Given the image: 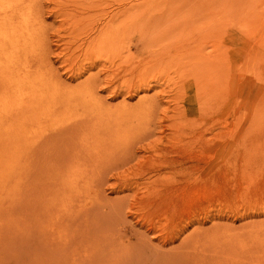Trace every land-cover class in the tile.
Segmentation results:
<instances>
[{
    "label": "rangeland",
    "instance_id": "rangeland-1",
    "mask_svg": "<svg viewBox=\"0 0 264 264\" xmlns=\"http://www.w3.org/2000/svg\"><path fill=\"white\" fill-rule=\"evenodd\" d=\"M13 6V34L34 44L12 48L14 73H0V264H261L264 0ZM98 115L133 152L82 174L91 144L78 138Z\"/></svg>",
    "mask_w": 264,
    "mask_h": 264
},
{
    "label": "bare ground",
    "instance_id": "bare-ground-1",
    "mask_svg": "<svg viewBox=\"0 0 264 264\" xmlns=\"http://www.w3.org/2000/svg\"><path fill=\"white\" fill-rule=\"evenodd\" d=\"M13 1L14 0H0V73L3 75V77L4 78H6L7 79V77H11V75L14 73H12L11 74V72L13 71V66H12V61L14 60V55H13V53H12V51H13V49L12 48H18V49H20L21 47L20 46H28L30 43L32 44V46L31 47H33V44H34V39H33V35H29L28 36V33L29 32H27V35H24V37L22 38V41H20V39L17 37V35H14L13 34V24H14V13H15V11H16V8H14V6H13ZM43 23V22H42ZM41 23V24H42ZM40 24V23H39ZM38 31V30H37ZM30 32H31V30H30ZM34 32V31H33ZM34 34H36L37 35V33H34ZM22 35V34H21ZM43 35H44V33H43ZM42 35V36H43ZM28 36V38H26ZM44 37V36H43ZM37 38H38V36H37ZM42 38V37H41ZM42 40V39H41ZM39 41V40H38ZM38 43V42H37ZM36 43V44H37ZM43 43V42H42ZM31 47H29V48H31ZM25 48H27V47H25ZM16 51V50H15ZM27 52V51H26ZM25 52V50H24V53H23V51H21V53L23 54V55H26L27 53ZM29 52V51H28ZM15 54V53H14ZM3 55V56H2ZM16 56H18V57H20V53L17 55V54H15ZM42 56V55H41ZM23 57V56H22ZM16 58V57H15ZM29 58H30V56H29ZM16 60V59H15ZM21 60V59H20ZM16 62V61H15ZM19 62V61H18ZM22 62H24V61H22ZM18 65V64H17ZM45 66V65H44ZM19 67V66H18ZM30 66H27V64L24 62V67H22L23 69H24V76L22 77V75L21 76H19V77H21L22 78V81L23 80H25L26 78H25V76H28V75H30L31 74V72L33 71V70H31L30 71V68H29ZM13 68V69H12ZM47 68V67H46ZM16 69V68H15ZM33 69V68H32ZM50 71V70H49ZM22 72V73H23ZM47 75V74H46ZM45 75V76H46ZM49 75V74H48ZM18 76V75H17ZM15 77V76H14ZM51 77V76H50ZM50 77H49V79H50ZM35 78V77H34ZM9 79H11V78H9ZM17 79V78H16ZM32 79V78H31ZM49 79L47 80V81H49ZM54 79V78H53ZM34 80V79H33ZM38 80H41L40 78H37L35 81H36V83H38ZM8 81V80H7ZM10 81V80H9ZM8 81V82H9ZM17 81V80H16ZM57 81V80H56ZM17 82H20V81H17ZM32 81H30V82H28L27 84H30ZM34 82V81H33ZM52 82V81H51ZM55 83V82H54ZM53 84V83H52ZM18 85V83H16V89L18 90H22L23 89V87H22V84H21V87L20 86H17ZM78 90V89H77ZM19 94V93H18ZM70 97V96H69ZM69 104V103H68ZM97 105H99L97 108H98V110L99 109H102V108H104V106L103 105H101V104H98L97 103ZM140 105H142V104H140ZM140 105L138 106L139 108H140ZM143 105H144V103H143ZM149 106H152V107H154L153 106V104H150V105H148V107ZM59 107H60V105H59ZM146 107V106H145ZM76 108V107H75ZM150 108V107H149ZM61 109V108H60ZM64 109V108H63ZM138 109V108H137ZM146 109L148 110V108L146 107ZM151 110H153V108H150ZM149 109V110H150ZM90 110V109H89ZM96 110V109H95ZM122 112H123V114H125L124 112H125V110H128V107H125V108H122ZM97 111V110H96ZM139 112V111H138ZM141 112V111H140ZM140 112H139V114H140ZM97 113V112H96ZM99 113H101V112H99ZM136 113H137V111H136ZM91 114V113H90ZM98 114V113H97ZM132 114H133V112H132ZM92 115V114H91ZM91 115H89V116H91ZM84 116H85V114H84ZM96 116V115H95ZM87 117V116H86ZM85 117V118H86ZM93 117H94V115H93ZM97 118V120L94 122V125L91 127V125L89 126V127H91V130H90V128H89V130L90 131H88L87 133H84L83 135H80L79 136V138H78V141L79 142H81V141H83L84 139L86 140V141H89L90 142V149L89 148H87L86 147V149H85V151H84V155L83 154H81L82 155V157H86L87 159H85V160H83V163L81 164V166H86V168H81V171H80V169H79V171L82 173V174H84L83 172H84V170H87L88 168H96L98 165H99V163L101 162H103L105 165H104V171H106L107 169H112L111 168V166H113L114 164H115V162L116 161H120V158L123 160V158H124V155L126 154V151H129V153L130 152H133L132 151V147H131V145L132 144H130L129 145V143H130V139L128 140V142L125 140L124 141V139H122L121 137H118L117 135L118 134H112V132H110V128H109V120L107 119H104V121H102L103 120V118L101 117V116H97L96 117ZM114 119V118H113ZM113 119H112V121H113ZM76 120V119H75ZM83 121V120H82ZM85 121V120H84ZM93 121V120H92ZM84 123V122H83ZM112 123V122H111ZM72 124V123H71ZM74 124V123H73ZM79 124V123H78ZM83 125V124H82ZM67 126V125H66ZM87 126V125H86ZM75 127V126H74ZM88 127V126H87ZM71 128H73V127H71ZM77 128H79V127H77ZM85 129V128H84ZM76 130V129H75ZM74 130V131H75ZM80 130V129H79ZM82 130H83V128H82ZM84 131V130H83ZM85 131H86V129H85ZM116 132H118L117 131V129L115 130ZM77 132H79V131H77ZM72 133V132H71ZM81 133V132H80ZM75 134H78V133H75ZM77 138V137H76ZM112 140H115L114 142L112 141ZM33 141V140H32ZM32 141H31V143H32ZM72 141H74V139L72 140ZM140 142V141H139ZM85 144V143H84ZM28 145H29V143H28ZM76 145V144H75ZM31 146V145H30ZM67 146H68V144H67ZM80 146V145H79ZM134 146H136V145H134ZM69 147V146H68ZM67 147V148H68ZM73 148V147H72ZM76 148H78V146L76 147ZM131 148V149H130ZM70 149H68V151H69ZM108 150H110V152L108 151ZM78 151H80V150H78ZM67 152V151H66ZM119 153V154H118ZM65 154H67V153H65ZM70 154V153H69ZM117 154H118V156H117ZM124 154V155H123ZM70 156V155H69ZM130 156V155H129ZM65 157H67V156H65ZM64 158V157H63ZM131 158V157H130ZM72 162L73 161H75L76 159L78 160V155L77 154H75V155H73V157H72ZM88 159H89V161H88ZM109 159H111V161L109 160ZM128 159V158H127ZM35 160V159H34ZM133 160V159H132ZM14 161V160H13ZM62 161H63V159H62ZM67 161H69V160H67ZM66 161V162H67ZM79 161V160H78ZM32 162H34V161H32ZM82 162V161H81ZM31 162L29 161V163L28 164H30ZM63 163V162H62ZM100 163V164H101ZM103 163H102V165L101 166H103ZM126 163V162H125ZM14 164V163H13ZM35 164V163H34ZM33 164V165H34ZM70 164V163H69ZM73 164V163H72ZM44 165V164H43ZM47 165V164H46ZM64 165H66L65 163L63 164V166ZM75 165L76 166H78V163L76 164L75 163ZM79 165H80V163H79ZM38 166V165H37ZM42 166V165H41ZM55 166V165H54ZM31 167V166H30ZM56 167V166H55ZM72 167V166H71ZM73 167H74V165H73ZM45 168V167H41V170H43V169ZM48 168V167H47ZM65 168V167H64ZM79 168V167H78ZM102 168V167H101ZM133 168V167H132ZM36 169V168H35ZM48 169H50V170H52L51 169V167L50 168H48ZM67 169H68V167H67ZM33 170V169H32ZM44 170H46V169H44ZM58 170V169H57ZM56 170V171H57ZM99 170V169H98ZM37 171H38V169H37ZM61 171V170H60ZM94 171V170H93ZM59 172V171H58ZM74 172V171H73ZM72 172V173H73ZM103 174L102 175H104V172H103V170L101 171ZM128 172V171H127ZM77 173H78V171H77ZM107 173V172H106ZM139 173V172H138ZM143 173V172H142ZM141 173V174H142ZM45 174V173H44ZM46 174H49L48 172L46 173ZM45 174V175H46ZM60 174H61V172H60ZM62 174H64V173H62ZM50 175V174H49ZM53 175V174H52ZM51 175V177L53 178L54 176H52ZM98 175V174H97ZM44 176V175H43ZM43 176H41V177H43ZM48 176V175H47ZM57 176H59V175H57ZM64 176V175H63ZM66 176V175H65ZM69 176H70V174H69ZM72 176V175H71ZM94 176H96V175H94ZM100 176V175H99ZM128 176V175H127ZM61 177V176H60ZM75 177V176H74ZM102 177V176H101ZM47 178V177H46ZM49 178V177H48ZM47 178V179H48ZM52 178H51V180H52ZM55 178V177H54ZM69 178H71V177H69ZM43 179V178H42ZM66 179H68V178H66ZM74 179V178H73ZM55 180V179H54ZM53 180V181H54ZM68 180H70V179H68ZM89 180V179H88ZM56 181H58V180H56ZM75 181V180H74ZM15 182V181H14ZM63 182V181H62ZM65 182V181H64ZM93 182V181H92ZM54 183H56V182H54ZM66 183V182H65ZM71 183H73V182H71ZM77 182L75 181V184H76ZM79 183V182H78ZM74 184V183H73ZM75 184H74V186H75ZM59 185H60V183H59ZM79 185V184H78ZM77 185V186H78ZM57 186H58V184H57ZM66 186H67V184H66ZM67 187H69V186H67ZM72 187V186H71ZM83 187V186H82ZM91 187H93V186H91ZM55 188V187H54ZM58 188V187H57ZM97 188V187H96ZM99 188H100V186H99ZM63 189L65 190V188L63 187ZM62 189V190H63ZM66 189H68V188H66ZM73 190L75 189V190H77V192H78V190H79V188H77L76 189V187L75 188H72ZM89 189V188H88ZM136 189V188H135ZM58 190V189H57ZM64 190H63V192H64ZM74 190V191H75ZM83 190V189H82ZM87 190V189H86ZM54 191H55V189H54ZM67 191V190H66ZM71 191V190H70ZM67 192H69V191H67ZM72 192V191H71ZM76 192V193H77ZM99 192V191H98ZM59 194H61V191H60V193ZM58 194V195H59ZM63 194V193H62ZM56 195V194H55ZM71 195V194H70ZM76 195V194H75ZM86 195V194H85ZM133 195V194H132ZM142 195V194H141ZM60 196V195H59ZM61 196H63V197H65V195H61ZM60 196V197H61ZM68 196V195H67ZM66 196V197H67ZM76 196H78V195H76ZM87 196V195H86ZM63 197H61V198H63ZM71 197H74V198H76L75 196H72L71 195ZM74 198H72L73 200H74ZM83 198V197H82ZM85 198V197H84ZM132 198V197H131ZM143 198V197H142ZM47 199V198H46ZM66 199V198H65ZM71 199V198H70ZM69 199V200H70ZM79 199V198H78ZM102 199V198H101ZM108 199V198H107ZM155 199V198H154ZM113 200V199H112ZM55 201V200H54ZM91 201H92V199H91ZM99 201V200H98ZM97 201V203H100V202H98ZM111 201V200H110ZM73 202V201H72ZM83 202V201H82ZM106 202V204H107V201H105ZM108 202H109V200H108ZM74 203H77L76 201L74 202ZM96 203V202H95ZM102 203V202H101ZM81 204H83L84 206H86L84 203H81ZM90 204H91V202H90ZM105 204V203H104ZM153 204V203H152ZM76 205H78V204H76ZM83 205H80V203H79V207H81L80 209H82L83 208V210H84V206ZM92 205H94V204H92ZM92 205H89V206H87V207H92ZM97 205V204H96ZM108 205H109V203H108ZM68 206V205H67ZM71 206H72V208H73V206H74V208H76V206L72 203L71 204ZM110 206V205H109ZM78 207V206H77ZM64 208H66L65 206H64ZM63 208V209H64ZM71 208V210H73ZM93 208V207H92ZM90 209V211H93V210H95V209ZM126 208V207H125ZM150 208V207H149ZM79 209V208H78ZM64 210H66V209H64ZM63 210V211H64ZM87 211H89V209L87 208L86 209ZM86 210H84V212L86 211ZM113 210V209H112ZM68 211H70V208L68 209ZM77 211H79V210H76L75 209V211L73 212V214H75V212H76V214L74 215V216H77L78 215V213H77ZM89 211V212H90ZM66 212V211H65ZM71 212V211H70ZM81 212V214H84L85 215V213H88L89 214V212H85V213H83L82 212V210L80 211ZM94 212V211H93ZM92 212V213H93ZM101 213V212H100ZM67 214H69V213H67ZM80 214V213H79ZM88 214H86L88 217H89V219H87L88 221L90 220V217L92 216L91 215V213H90V215L91 216H89ZM95 214H97V213H95ZM37 215V214H36ZM85 215V216H86ZM86 216V218H88ZM71 219L72 218H76V217H73V215L71 214ZM79 217V219L78 220H81L82 218H80L81 216H78ZM77 217V218H78ZM82 217H83V215H82ZM61 219H62V217H60ZM84 218V217H83ZM95 218V217H94ZM61 219H59V220H61ZM58 220V221H59ZM82 220H85V219H82ZM81 220V221H82ZM62 221H64L65 222V220L63 219V220H61L60 222L61 223H63ZM72 221L74 222L75 221V219L73 220L72 219ZM88 221H82L83 223L84 222H88ZM91 221V220H90ZM89 221V222H90ZM94 221V220H93ZM60 222H58V224H61ZM80 221H78L77 222V220L75 221V223H73V225L75 224L76 225V223H79ZM82 222H81V224H82ZM147 222H148V220H147ZM72 223V222H71ZM93 223H95V222H93ZM93 223H88L89 225H91V226H89L88 225V227H89V229L91 228V229H93L94 227H93ZM80 224V223H79ZM87 223H85V225H86ZM96 224V223H95ZM73 225L71 224V226L73 227ZM62 226V225H61ZM82 226L84 227V225L82 224ZM83 227H81L82 228V233H83V235H87V237H88V239L87 240H89V236L88 235H90L89 233V229L86 227V229H87V234H86V231L85 232H83L84 230H83ZM98 227V226H97ZM97 227H95V229L97 228ZM101 227H102V225H101ZM101 227H100V229H101ZM112 227V226H111ZM63 228H65V226H63ZM75 228V227H74ZM85 228V227H84ZM102 228H104V227H102ZM85 229V230H86ZM65 231H67V232H69L70 234V237H72V239L76 236H72V232H71V230L69 231V230H65ZM72 231H74L73 229H72ZM95 231L96 230H94V233H95ZM106 231V230H105ZM66 232V233H67ZM79 232V230L77 231V233ZM98 232V231H97ZM63 233V232H62ZM65 233V234H66ZM76 233V234H77ZM85 233V234H84ZM103 232H101L100 234H102ZM64 234V233H63ZM68 234V233H67ZM67 234H66V236H67ZM75 234V233H74ZM111 234V233H110ZM137 234V233H136ZM136 234H134V235H136ZM77 235H79V233L77 234ZM85 236H82V234H81V232H80V238L81 237H84V238H87V237H85ZM93 236H95V235H93ZM104 236H105V232H104ZM104 236H102V237H104ZM138 236V235H137ZM77 237V236H76ZM98 237H100V236H98ZM98 237H96V238H98ZM77 238H79V237H77ZM77 238H76V241H77ZM84 238H82L81 239V241L84 239ZM126 238V237H125ZM139 238V237H138ZM63 239V238H62ZM69 239H71V238H69ZM72 239L70 240V241H72ZM75 239V238H74ZM90 239H91V237H90ZM100 239L101 238H99V241H100ZM105 240V239H104ZM103 240V241H104ZM106 240H107V238H106ZM105 240V241H106ZM260 240V239H259ZM63 241H67V240H63ZM79 241H80V239H79ZM84 241V240H83ZM93 241H95V239H93ZM96 241H98V240H96ZM120 241H122L123 242V240H119V241H117V242H120ZM139 241V240H138ZM107 242V241H106ZM117 242H116V244H117ZM148 242H149V240H148ZM259 242V241H258ZM262 242H264V241H262ZM67 243H70V242H68L67 241ZM67 243H65L66 244V246H67ZM74 242H71L70 244L72 245ZM79 243H81V242H79ZM78 243V244H79ZM93 243V245H94V242H92ZM91 243V244H92ZM98 243V242H97ZM121 243V242H120ZM145 243V242H144ZM260 243V242H259ZM76 244V243H75ZM125 244V243H124ZM69 245V244H68ZM90 245V244H89ZM95 245H97V244H95ZM133 245V244H132ZM136 245V244H135ZM257 245V244H256ZM255 245V246H256ZM259 245V244H258ZM85 246V245H84ZM103 246V245H102ZM108 244L106 245V249H108ZM117 246H120V245H118L117 244ZM116 246V247H117ZM123 247L125 246V245H122ZM126 246H127V244H126ZM130 246H131V244H130ZM145 246V245H144ZM148 246V245H147ZM151 246H153V244L151 245ZM182 246V245H181ZM259 246H261V244L259 245ZM81 247V246H80ZM86 247V246H85ZM114 247V246H113ZM115 247V249L117 250V248H119V247H117L116 248ZM158 247V246H157ZM228 247V246H227ZM66 248H69V247H66ZM121 249H122V247H120ZM260 248V247H259ZM120 249V250H121ZM130 249V248H129ZM133 249V248H132ZM135 249V248H134ZM153 249V248H152ZM100 250V249H99ZM99 250H95V251H98L99 252ZM180 249H178V251H179ZM92 251H94V249L92 250ZM107 251V250H106ZM128 251V250H127ZM135 251V250H134ZM133 251V252H134ZM182 251H183V249H182ZM71 252H73V251H70V254H72ZM97 252V253H98ZM110 252V251H109ZM112 252H113V250H112ZM115 252H118V254L119 253H121V252H119V250H117V251H115L114 250V255L116 254V256H118V254L117 253H115ZM172 252V251H171ZM188 253V250L187 251H185V253ZM191 252V251H190ZM219 252V251H218ZM221 252H223V251H221ZM262 252V251H261ZM93 253H95V252H93ZM93 253H92V256H93ZM96 253V254H97ZM104 253H106V252H104ZM140 253H142V252H140ZM157 253V252H156ZM173 253V252H172ZM206 253V252H205ZM262 253H264V252H262ZM261 253V254H262ZM101 254H103V253H101ZM100 254V252H99V255H101ZM221 254V253H220ZM224 254L226 255L227 253H225V251H224ZM99 255H97V256H99ZM119 255H121V254H119ZM132 255V254H131ZM136 255V254H135ZM134 255V256H135ZM172 255V254H171ZM181 255H183V254H181ZM224 255V256H225ZM86 256V255H85ZM95 256V255H94ZM136 256H138V255H136ZM173 256V255H172ZM191 256V255H190ZM219 256V255H218ZM250 256V255H249ZM256 256V255H255ZM74 256L72 255V258H73ZM96 257V256H95ZM210 257V255L208 256V258ZM236 257H238V256H236ZM253 257V256H252ZM251 257V258H252ZM261 257H264V256H261ZM79 258V257H78ZM78 258H74L73 259V264H76L77 263V261H78V263H79V259ZM117 258V257H116ZM119 258V257H118ZM125 258V257H124ZM126 258H127V256H126ZM125 258V259H126ZM131 258V257H130ZM134 258V257H133ZM136 258V257H135ZM163 258V257H162ZM189 258V257H188ZM254 258V257H253ZM255 258H258V255L255 257ZM75 259H78V260H75ZM81 259V258H80ZM92 259H93V257H92ZM219 259V258H218ZM259 259V258H258ZM262 259H264V258H262ZM127 260V259H126ZM132 260V259H131ZM130 260V261H131ZM133 260H136V259H133ZM174 260V259H173ZM179 260V259H178ZM184 260V259H183ZM194 260V259H193ZM222 260V259H221ZM230 260V259H229ZM238 260V259H237ZM239 260H241V258H239ZM238 260V261H239ZM76 261V262H75ZM99 261V260H98ZM103 261V260H102ZM101 261V262H102ZM140 261V260H139ZM200 261V260H199ZM201 261H202V259H201ZM220 261V260H219ZM262 261V263H264V260H261ZM261 261H260V263H261ZM81 262V261H80ZM112 263H114L113 261H111ZM180 262V261H179ZM218 262V261H217ZM226 262H227V260H226ZM84 264L86 263L87 264V262L86 261H84L83 262ZM142 263V262H141ZM176 263V262H175ZM195 263V262H194ZM220 263H222V261L220 262ZM261 263V264H262ZM80 264V263H79ZM127 264V263H126ZM179 264V263H178ZM181 264V263H180ZM189 264V263H188ZM192 264V263H191ZM199 264V263H198ZM203 264H204V262H203ZM207 264H209V263H207ZM232 264V263H231ZM237 264V263H236Z\"/></svg>",
    "mask_w": 264,
    "mask_h": 264
}]
</instances>
